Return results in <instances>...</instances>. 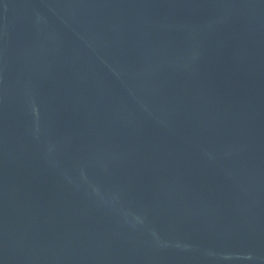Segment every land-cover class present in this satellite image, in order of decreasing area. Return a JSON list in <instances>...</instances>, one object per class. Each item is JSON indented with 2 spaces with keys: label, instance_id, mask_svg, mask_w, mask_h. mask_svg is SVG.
Returning a JSON list of instances; mask_svg holds the SVG:
<instances>
[{
  "label": "water",
  "instance_id": "95a60500",
  "mask_svg": "<svg viewBox=\"0 0 264 264\" xmlns=\"http://www.w3.org/2000/svg\"><path fill=\"white\" fill-rule=\"evenodd\" d=\"M0 264H264V0H0Z\"/></svg>",
  "mask_w": 264,
  "mask_h": 264
}]
</instances>
